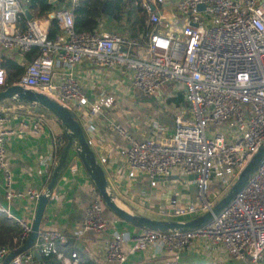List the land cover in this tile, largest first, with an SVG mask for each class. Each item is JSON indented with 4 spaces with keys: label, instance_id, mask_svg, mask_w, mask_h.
<instances>
[{
    "label": "built area",
    "instance_id": "built-area-1",
    "mask_svg": "<svg viewBox=\"0 0 264 264\" xmlns=\"http://www.w3.org/2000/svg\"><path fill=\"white\" fill-rule=\"evenodd\" d=\"M79 1H47L50 10L37 16L28 8L29 0H0V58L17 54L21 59L32 48L38 50L12 85L43 94L72 112L85 137L93 133L91 115L109 109L113 99L100 97L88 113L83 111L87 100L74 76L82 60L99 68L119 67L129 76L131 88L143 95L171 87V96L181 94L186 106L176 112L173 133L166 142L136 139L115 123L108 127L123 142L118 155L127 178L142 174L149 186L155 187L158 180L172 174L193 177L195 200L182 206L171 200L170 217L192 219L209 211L264 141V0H178L176 12L186 19L179 30L180 40L165 19L150 11L145 0L135 1L152 24L143 48L138 39L112 32L76 33L72 11ZM163 1L152 0L155 5ZM52 26L55 33L51 38ZM57 68H64L59 85L53 80ZM4 85L5 73L0 67V91ZM8 122V113L0 108V170L6 186L10 174L4 159L5 138L16 133L7 128ZM40 127L36 117L28 133L36 135ZM153 130L162 135L165 128L154 123ZM97 163L104 164L105 159L99 157ZM212 179L216 180L217 193L208 189ZM38 196L31 190L4 193L6 202L35 201ZM102 209L93 189L80 223L82 232L102 231ZM0 212L11 219L6 208L0 206ZM12 220L21 227L20 239L25 240L30 225ZM126 240L123 233L114 232L105 241L108 263L124 264L128 254L147 248L175 255L192 248L194 240H204L208 253L221 252L229 262L264 264V159L231 205L204 228L188 233L142 231L130 239L127 253L121 248ZM66 245L67 237L62 233L39 230L31 249L8 264H34L33 252L52 255L61 264H79L75 252L67 257L58 250ZM8 253L0 247V263ZM169 264L179 263L172 260Z\"/></svg>",
    "mask_w": 264,
    "mask_h": 264
},
{
    "label": "crops",
    "instance_id": "crops-1",
    "mask_svg": "<svg viewBox=\"0 0 264 264\" xmlns=\"http://www.w3.org/2000/svg\"><path fill=\"white\" fill-rule=\"evenodd\" d=\"M113 1H104L96 32L101 34L112 32L127 37L128 27L139 14L133 12L127 15L130 6L125 7L120 21L117 22L114 20ZM122 1L129 4L132 2L131 7H135L134 2L139 0ZM145 1L148 3L150 11L165 19L170 30L175 34L186 22V19L176 12L178 0H164L160 5L153 4L152 0ZM67 4L68 1L65 2V6ZM104 7L106 9H103ZM33 12L37 14L36 10ZM129 21L131 23L127 24ZM143 28L146 31L144 38H139L141 48L144 47L146 37L152 29L148 13H145ZM12 57L19 64L24 63L22 56L21 59L17 54ZM63 72L64 68L55 70L53 80L56 85L60 84ZM74 76L87 100L88 105L83 108V111L88 113L89 106L100 97L108 96L113 99L109 109L98 114H90L93 133L86 134V138L90 141L89 147L96 162L99 157L105 159V163L100 166L116 205L131 214L149 219L181 222L189 220V218L170 217L171 206L169 204L171 200H174L175 204L182 206L194 200L195 187L192 182L185 176L172 174L158 180L155 187H150L149 182L142 174H137L132 179L127 178L124 162L118 155L123 142L108 127L110 123H115L135 138L166 142V139L173 133V118L181 108L176 107L171 101L178 94L172 97L171 87L167 86L155 95H146L149 98L147 103L136 107L129 99L130 92L134 90L130 86L129 76L119 67L99 68L82 60L74 69ZM164 97L167 99V108L163 113ZM6 104L1 109L8 113L7 128L15 130L16 133L5 138L4 159L10 180L9 185L6 186L3 172L0 170V206L7 209L11 219H19L30 225L35 201L24 198L6 202L4 193L7 190L12 193H24L27 190L38 194L45 192L56 163H53L51 159L54 143L56 138L63 133L57 120L42 114L39 109L15 103L12 105L10 102ZM36 117L40 119L41 127L36 135H31L27 129ZM154 123L165 128L164 134H155ZM24 126L26 128H23ZM70 156L69 163L59 175L52 192L48 195L49 202L44 207L39 229L57 231L77 240L79 243L76 248L70 246L68 242L66 246L62 247L67 252H75L79 264H110L104 257L105 241L114 232L123 233L127 236L128 241H124L121 248L127 253L131 246L130 239L142 233L143 230L124 223L103 206L102 218L105 221V227L102 231L99 233L81 231L80 223L85 209L92 201L94 188L77 159L73 155ZM72 161L74 162L73 166L70 164ZM163 190L172 192L169 199L165 198ZM205 246L206 241L194 240L192 248L175 255L147 248L128 254L124 264H169L172 260H176L179 264H238L229 262L221 252L208 253ZM55 262L61 264L57 260ZM34 264L48 263L36 260Z\"/></svg>",
    "mask_w": 264,
    "mask_h": 264
},
{
    "label": "water",
    "instance_id": "water-1",
    "mask_svg": "<svg viewBox=\"0 0 264 264\" xmlns=\"http://www.w3.org/2000/svg\"><path fill=\"white\" fill-rule=\"evenodd\" d=\"M66 6L69 7V4ZM103 9H106V7ZM198 10H202V7H198ZM103 11L105 12V10ZM25 17L27 19L30 18L27 12H25ZM7 102L30 106L49 113L58 121L66 144L59 154L54 168L52 169L45 192L39 194L35 200L34 213L29 226L30 232L28 236L25 238L23 244L18 250L10 252L5 256L1 264H8L13 257L28 251L33 246L37 237V233L40 230L39 225L43 215L44 207L47 202H49L48 195L52 192L59 175L69 163V159L71 158L70 155H73L74 158L77 159L88 179L92 183L93 188L98 193L102 205L109 212H111L115 217L124 223L135 228L143 231H153L158 233H188L200 230L209 225L231 205L233 200L241 193L249 179L254 174L256 168L264 159L263 141L255 154L241 170L228 191L214 204V206L209 211L201 214L200 216L182 222L173 220L149 219L143 216L131 214L116 205L108 183L104 177L103 170L96 162L95 156L87 144L85 134L83 133L80 124L77 122L72 112L43 94L27 90L17 85H10L0 91V108L4 107ZM70 164L73 166L74 162L72 161ZM186 178L189 181L193 179L192 176H187ZM66 237L68 244L76 248L79 242L70 236ZM32 255L33 258L38 259V255L35 252H33Z\"/></svg>",
    "mask_w": 264,
    "mask_h": 264
},
{
    "label": "trees",
    "instance_id": "trees-1",
    "mask_svg": "<svg viewBox=\"0 0 264 264\" xmlns=\"http://www.w3.org/2000/svg\"><path fill=\"white\" fill-rule=\"evenodd\" d=\"M47 1L48 0H29L28 8L32 9L33 11L36 10L37 16L41 15L49 11L51 8V6L47 3ZM104 1L105 0H80L78 2L77 6L72 11L73 29L76 33L91 34L96 32L99 22L100 12L102 10ZM131 5L132 2L129 4L127 2H123L122 0H114L113 1L114 20L117 22L120 21V16H122L124 8L130 6L127 15L133 12H137L139 16L138 17L136 16L132 20V23L131 21L127 22V24L131 23L130 27H128L127 30L128 31L127 37L139 40V38H144L146 31L143 28L145 12L142 9H140L138 6L131 7ZM54 33H55V28L54 26H52L49 37L52 38ZM37 55H38V50L36 48H32L29 52L24 53L22 55V58L24 60L23 64H19L18 62L14 61L12 56L3 55L0 58V67L5 73V85L3 89L15 83L23 75L25 66L30 62H32V60ZM171 101L172 104H174L176 107L183 108L186 106L181 94H178L177 97H175ZM10 104L15 105L11 102ZM39 112H41L42 114H46L47 116H50L53 119H55L46 111L39 110ZM65 144L66 141L63 135L56 138L51 156L53 163L57 161V158L61 153ZM21 233H22L21 227L14 220L7 218L3 213L0 212V247L6 248L9 252H14L18 250L19 247L24 242V240L20 239ZM58 250L64 253L65 256L70 254V252L65 251L64 247L62 246H58ZM36 260L47 262L48 264H60L55 262L54 257L52 255L46 257L39 255L38 259L33 258V261Z\"/></svg>",
    "mask_w": 264,
    "mask_h": 264
},
{
    "label": "rangeland",
    "instance_id": "rangeland-1",
    "mask_svg": "<svg viewBox=\"0 0 264 264\" xmlns=\"http://www.w3.org/2000/svg\"><path fill=\"white\" fill-rule=\"evenodd\" d=\"M117 35H120V34H117ZM177 36H178L177 40H180V37H181L180 32H177ZM129 99H130V102H132V103H134L136 105V107H138L140 104H146L147 101L149 100V98L146 95H143V94L140 95L139 93H137L134 90H132L130 92ZM166 101H167V99L164 97L163 98V113L165 112V109L167 108ZM11 108H14V107H11ZM136 139H138V138H136ZM212 182H213V184L211 186H209L208 189H209V191L211 193H217L218 192V187L214 183V182H216V180L215 179H212ZM163 195L165 196V198L169 199V197L172 195V192L171 191L163 190ZM195 195H196V193L194 191V200H195Z\"/></svg>",
    "mask_w": 264,
    "mask_h": 264
}]
</instances>
